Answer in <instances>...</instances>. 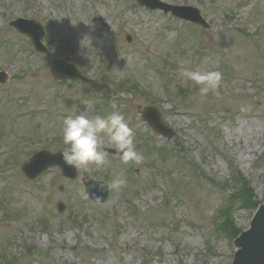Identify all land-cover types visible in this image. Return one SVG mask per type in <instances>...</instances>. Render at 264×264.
Here are the masks:
<instances>
[{"label": "rangeland", "instance_id": "obj_1", "mask_svg": "<svg viewBox=\"0 0 264 264\" xmlns=\"http://www.w3.org/2000/svg\"><path fill=\"white\" fill-rule=\"evenodd\" d=\"M164 1L199 8L210 29L136 0H0V71L9 77L0 82V264L4 254L15 264L232 263L236 247L216 227L230 205L239 228L253 214L227 200L232 163L264 203V0ZM22 16L44 23L49 49L100 77L97 89L56 82L54 57L35 53L8 25ZM184 69L220 71L222 80L200 95ZM139 105L159 107L176 137L151 129ZM119 108L142 164L108 155L105 166L74 179L58 168L35 180L23 174L31 153L64 147L66 116ZM120 175L126 187L110 189L103 202L85 198L84 177Z\"/></svg>", "mask_w": 264, "mask_h": 264}, {"label": "clouds", "instance_id": "obj_2", "mask_svg": "<svg viewBox=\"0 0 264 264\" xmlns=\"http://www.w3.org/2000/svg\"><path fill=\"white\" fill-rule=\"evenodd\" d=\"M182 75L199 86V94L207 95L218 89L222 80L220 71H193L184 69ZM248 110L244 106L241 111ZM63 161L75 169L91 170L107 164L109 153L106 146L115 149L123 164L132 162L140 165L144 162V156L137 150L135 132L129 126L125 116L118 111L100 115L86 114L69 115L63 119L61 127ZM127 178L117 176L101 187L107 189L123 188L127 186ZM87 198V193L84 194Z\"/></svg>", "mask_w": 264, "mask_h": 264}, {"label": "water", "instance_id": "obj_3", "mask_svg": "<svg viewBox=\"0 0 264 264\" xmlns=\"http://www.w3.org/2000/svg\"><path fill=\"white\" fill-rule=\"evenodd\" d=\"M142 3L147 4L152 8L157 7H164L165 5L160 3L158 0H140ZM187 11V12H186ZM193 10H185L180 8H174V12L178 15L187 17L189 19H195V21H201L198 11H196V16L192 14ZM39 48L44 50V48L39 45ZM72 73L70 74L73 78H83L78 70L74 66H71ZM142 115L144 119L150 121V123L159 131L162 132L164 135L171 137L173 135L172 131L168 129L164 124H162L160 115L156 113L155 109L146 108L142 111ZM61 163L65 165L64 161L62 160V154H52L46 151H42L36 154L32 161L24 166L25 171L32 177L39 174L42 170H44L47 166ZM65 166H68L67 164ZM68 168V167H67ZM68 171L71 172L72 170L68 168ZM264 220V210L259 213V216L256 218L253 224V230L245 235H243L238 244L243 246L244 249L237 256V260L235 264H256L257 262H261L264 264V245L262 248L257 250L255 248L256 241L261 238L262 230H264V226H262V222ZM262 243V240H261Z\"/></svg>", "mask_w": 264, "mask_h": 264}, {"label": "bare ground", "instance_id": "obj_4", "mask_svg": "<svg viewBox=\"0 0 264 264\" xmlns=\"http://www.w3.org/2000/svg\"><path fill=\"white\" fill-rule=\"evenodd\" d=\"M262 226H264V220L262 222ZM261 240H262V243H261ZM263 245H264V230H262L261 238L256 241L255 248L259 250L260 248L263 247ZM256 264H263V263L257 262Z\"/></svg>", "mask_w": 264, "mask_h": 264}, {"label": "trees", "instance_id": "obj_5", "mask_svg": "<svg viewBox=\"0 0 264 264\" xmlns=\"http://www.w3.org/2000/svg\"><path fill=\"white\" fill-rule=\"evenodd\" d=\"M235 229V228H234Z\"/></svg>", "mask_w": 264, "mask_h": 264}]
</instances>
